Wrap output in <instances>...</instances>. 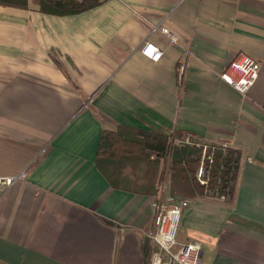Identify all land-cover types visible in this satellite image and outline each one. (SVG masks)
<instances>
[{
    "label": "crops",
    "instance_id": "1",
    "mask_svg": "<svg viewBox=\"0 0 264 264\" xmlns=\"http://www.w3.org/2000/svg\"><path fill=\"white\" fill-rule=\"evenodd\" d=\"M240 53L261 65L247 96L220 79ZM120 127L229 144L233 198L172 194L167 176L157 196L115 188L97 158ZM24 172L0 186V264H149L152 204L169 196L190 201L178 241L199 244L201 264H264V0H106L62 17L0 6V177Z\"/></svg>",
    "mask_w": 264,
    "mask_h": 264
},
{
    "label": "trees",
    "instance_id": "2",
    "mask_svg": "<svg viewBox=\"0 0 264 264\" xmlns=\"http://www.w3.org/2000/svg\"><path fill=\"white\" fill-rule=\"evenodd\" d=\"M106 0H33L46 15H78L94 9ZM29 0H0V6L28 8ZM209 143L192 134L174 133L168 136L159 132H143L120 127L117 131L102 133L98 148L97 163L102 174L115 188L157 196L164 177L170 179L172 194L182 193L186 183L191 184L203 195L205 188L198 182V169L202 161L203 147L175 144L174 140L185 138ZM204 145V144H202ZM214 163L208 165L210 189L219 196H234L241 153L232 149L213 146ZM185 199V198H184Z\"/></svg>",
    "mask_w": 264,
    "mask_h": 264
},
{
    "label": "built area",
    "instance_id": "3",
    "mask_svg": "<svg viewBox=\"0 0 264 264\" xmlns=\"http://www.w3.org/2000/svg\"><path fill=\"white\" fill-rule=\"evenodd\" d=\"M162 33L169 37L173 43L176 41L168 29L163 28ZM141 54L148 60L159 63L164 56V51L157 44L148 41L141 48ZM185 72L186 65H180L178 73L181 83L184 80ZM260 72L261 65L256 60L245 53H240L230 62L227 69L222 72L220 79L234 88L239 94L247 96L259 80ZM174 143L177 145L188 144L203 147L202 161L197 173L198 182L205 188L207 196L228 201V196H219L210 189L211 179L207 175V167L209 164L212 165L214 163V154H210L209 150L212 149L214 151L215 148H211L208 145H221L223 149L232 147L226 143L205 144L189 137L185 138V140L176 139ZM249 162L252 163L253 161L250 160ZM26 177V172L16 177H0V186L10 187L18 181L25 180ZM189 205V200L176 196H169L166 201L158 199L152 204L154 227L148 233V239L151 243L149 264H201L202 247L196 243H180L178 241L182 214Z\"/></svg>",
    "mask_w": 264,
    "mask_h": 264
},
{
    "label": "rangeland",
    "instance_id": "4",
    "mask_svg": "<svg viewBox=\"0 0 264 264\" xmlns=\"http://www.w3.org/2000/svg\"><path fill=\"white\" fill-rule=\"evenodd\" d=\"M181 140V139H180ZM183 140H185V139H183ZM180 229V228H179Z\"/></svg>",
    "mask_w": 264,
    "mask_h": 264
}]
</instances>
